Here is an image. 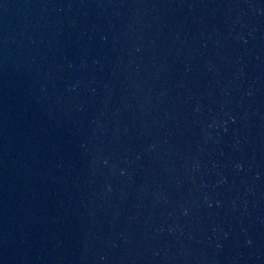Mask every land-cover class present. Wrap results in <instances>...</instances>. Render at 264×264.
Wrapping results in <instances>:
<instances>
[{
  "label": "water",
  "instance_id": "water-1",
  "mask_svg": "<svg viewBox=\"0 0 264 264\" xmlns=\"http://www.w3.org/2000/svg\"><path fill=\"white\" fill-rule=\"evenodd\" d=\"M0 264H264V0H0Z\"/></svg>",
  "mask_w": 264,
  "mask_h": 264
}]
</instances>
